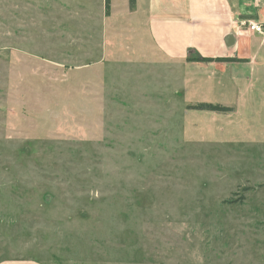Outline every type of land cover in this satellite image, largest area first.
<instances>
[{
	"label": "rangeland",
	"instance_id": "374dc122",
	"mask_svg": "<svg viewBox=\"0 0 264 264\" xmlns=\"http://www.w3.org/2000/svg\"><path fill=\"white\" fill-rule=\"evenodd\" d=\"M104 4L0 0V260L264 264V36L201 69Z\"/></svg>",
	"mask_w": 264,
	"mask_h": 264
},
{
	"label": "crops",
	"instance_id": "0c3cea01",
	"mask_svg": "<svg viewBox=\"0 0 264 264\" xmlns=\"http://www.w3.org/2000/svg\"><path fill=\"white\" fill-rule=\"evenodd\" d=\"M138 3L145 8L149 35L156 48L185 65L201 69L234 66V62H187V59L247 58L254 51L255 38L262 37L239 27V12L243 9H236L232 0H138ZM251 34L257 36L252 39ZM205 98L192 99L211 103ZM187 111L192 115L212 114ZM0 264L40 263L28 259H6L0 260Z\"/></svg>",
	"mask_w": 264,
	"mask_h": 264
},
{
	"label": "trees",
	"instance_id": "16d2710c",
	"mask_svg": "<svg viewBox=\"0 0 264 264\" xmlns=\"http://www.w3.org/2000/svg\"><path fill=\"white\" fill-rule=\"evenodd\" d=\"M134 0H131V3H133ZM105 10L108 11L109 6V0H104ZM107 14V13H106ZM192 61H200V62H240L241 60H238L236 58H189L187 59V62ZM187 110L196 111V112H208L216 115H229V113L232 112V108L225 107L219 104H213V103H207V102H200L192 106H188Z\"/></svg>",
	"mask_w": 264,
	"mask_h": 264
},
{
	"label": "built area",
	"instance_id": "2783aa9c",
	"mask_svg": "<svg viewBox=\"0 0 264 264\" xmlns=\"http://www.w3.org/2000/svg\"><path fill=\"white\" fill-rule=\"evenodd\" d=\"M241 28H245L248 31L264 36V23H256L251 20L241 21L238 23Z\"/></svg>",
	"mask_w": 264,
	"mask_h": 264
}]
</instances>
